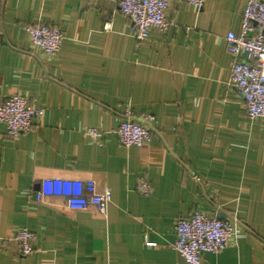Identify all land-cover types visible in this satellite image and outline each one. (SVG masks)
Instances as JSON below:
<instances>
[{
    "label": "crops",
    "instance_id": "obj_1",
    "mask_svg": "<svg viewBox=\"0 0 264 264\" xmlns=\"http://www.w3.org/2000/svg\"><path fill=\"white\" fill-rule=\"evenodd\" d=\"M118 1L0 0V103L23 93L43 110L15 137L0 122V264H186L172 247L176 220L218 209L235 235L204 264H264V117L246 115L224 39L240 31L246 0H167L174 25L143 40ZM36 22L62 29L55 55L31 45ZM127 111L153 117L141 147L108 133ZM88 126L105 136L85 139ZM45 177L93 179L111 191L106 213L35 201ZM21 228L36 236L28 256L9 240Z\"/></svg>",
    "mask_w": 264,
    "mask_h": 264
},
{
    "label": "built area",
    "instance_id": "obj_2",
    "mask_svg": "<svg viewBox=\"0 0 264 264\" xmlns=\"http://www.w3.org/2000/svg\"><path fill=\"white\" fill-rule=\"evenodd\" d=\"M202 8L205 0H185ZM167 0H119L118 9L131 22V30L137 40L145 39L152 28L166 31L174 25L166 18ZM104 28H110L106 22ZM256 28L254 35H249ZM31 45L39 48L48 56L55 55L64 39L62 29L46 22L29 23L25 27ZM226 49L234 56L231 66V83L235 92L241 96L245 113L250 119L264 117V0H246L241 15L239 32L229 31L225 35ZM40 107L30 104L23 93H14L0 103V122L10 136L28 132L33 119L42 115ZM153 119L147 115L141 121L125 113V118L108 131L114 134L124 147H141L149 142L150 130L146 122ZM83 137L100 141L106 132L94 126L83 129ZM136 190L148 195L151 185L144 177H138ZM35 201L42 202L47 197L61 196L65 206L72 210H86L93 207L98 213L105 214L111 200V191L97 189L93 179L45 177L33 191ZM175 239L172 247L181 255L186 264H204V253L223 250L235 235L234 222L222 221L199 211L188 217H180L174 225ZM36 236L27 228L19 229L9 240L19 256H28L34 251ZM146 245H154L145 242Z\"/></svg>",
    "mask_w": 264,
    "mask_h": 264
},
{
    "label": "water",
    "instance_id": "obj_3",
    "mask_svg": "<svg viewBox=\"0 0 264 264\" xmlns=\"http://www.w3.org/2000/svg\"><path fill=\"white\" fill-rule=\"evenodd\" d=\"M216 219L222 220V221H227L229 217L224 213L222 210L218 209V212L215 215Z\"/></svg>",
    "mask_w": 264,
    "mask_h": 264
}]
</instances>
